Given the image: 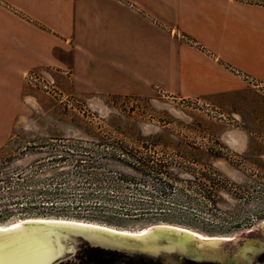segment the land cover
<instances>
[{"label":"rangeland","instance_id":"374dc122","mask_svg":"<svg viewBox=\"0 0 264 264\" xmlns=\"http://www.w3.org/2000/svg\"><path fill=\"white\" fill-rule=\"evenodd\" d=\"M234 72L245 88L192 97L160 86L149 94L92 93L47 65L25 72L20 107L0 111L6 115L0 118V165L8 166L0 175V205L42 200L41 192L11 193L19 184L62 187L59 199L65 203L82 204L94 193L115 205L165 211L147 212L118 229L181 225L209 235L256 234L264 225V83ZM44 140L53 141L56 155L47 154L51 148L20 155L25 145ZM65 149L71 154L61 159ZM115 149L134 150L136 163L150 159V173L112 161L99 167L84 156L88 151L99 158ZM160 164L158 180L152 167ZM22 168L50 171L23 178L17 173ZM80 171L92 176L80 178ZM120 171L133 178L122 180Z\"/></svg>","mask_w":264,"mask_h":264},{"label":"crops","instance_id":"0c3cea01","mask_svg":"<svg viewBox=\"0 0 264 264\" xmlns=\"http://www.w3.org/2000/svg\"><path fill=\"white\" fill-rule=\"evenodd\" d=\"M43 65L99 94L241 90L234 69L264 83V0H0V111Z\"/></svg>","mask_w":264,"mask_h":264},{"label":"water","instance_id":"95a60500","mask_svg":"<svg viewBox=\"0 0 264 264\" xmlns=\"http://www.w3.org/2000/svg\"><path fill=\"white\" fill-rule=\"evenodd\" d=\"M32 219L0 230L8 264H264V225L256 234L217 236L158 225L133 236L108 224Z\"/></svg>","mask_w":264,"mask_h":264},{"label":"trees","instance_id":"16d2710c","mask_svg":"<svg viewBox=\"0 0 264 264\" xmlns=\"http://www.w3.org/2000/svg\"><path fill=\"white\" fill-rule=\"evenodd\" d=\"M57 138H62V137H57ZM71 138L72 136L66 137L64 141L70 140ZM95 141L96 140H94V142ZM33 142L35 143L36 141ZM52 142H53L52 140H44L43 142H40L38 144L25 145L24 147L25 149L21 151L20 155L25 156L31 154L32 152H44V150L47 148H51L47 152L48 155H56V153L53 152L58 151V149H56V146ZM115 150H117V152L112 151L109 153H104L101 154V156H98L99 158H97L94 155H89L90 153L88 151H85L84 156L88 157L89 159L88 161H91V163H95V164L97 163L99 167L108 165L109 162L112 161L122 166L123 165L130 166L131 168L138 170L142 175H146V174L148 175L150 173L148 172V168L150 167L149 162L151 161L150 159L148 160L143 159L141 163H136L135 161L131 160V156L133 157L136 155L133 152L134 150H130V151H124L123 149H115ZM63 151L64 152L60 154L61 159H64L65 157H67L68 154L69 155L71 154L66 149ZM163 166L164 165L160 164V165H156L155 167H152L153 173L158 180H161V177H159V175H162V173L164 172ZM7 167H8L7 165H0V175H3L8 170ZM49 171L50 170L48 169H41L38 172L32 173L30 172V170H28V168L27 169L22 168L20 171H17V173L19 177H23V178L28 176V174L40 178ZM60 173L62 175L64 174L62 172ZM79 174L82 175L80 178H89L92 176L90 175L92 173H89L88 171H80ZM88 174L90 176H88ZM119 176L121 177L122 180H127V181L133 178L131 174L125 171L122 172L120 171ZM25 182L26 183L32 182V178L27 177ZM19 185L15 187L11 191V193H17V196L20 197L32 191L41 192L43 193V195L41 196L42 200H40L38 203L36 201H31L29 203L14 201V203L1 204L0 225L5 224L16 217L23 219L34 216V217L69 218V219H79V220L82 219L88 222L106 223L112 226H124L127 225L130 220H137L140 219L142 216L147 215V212H155L154 214H158L157 216H161V213L165 212L159 209V207H155V209H152V207L140 206L143 204L137 205L139 207H136L135 209L126 205L124 206L115 205L113 203L100 200L98 198V195H95L94 193H90L88 197L91 199L82 204L76 205L73 202L65 203L63 202V200L59 199V194H61L62 193L61 190H63L62 187H56L51 191L50 189H46V186L38 187V188L33 187V189L32 188L30 189V188L21 187ZM18 193L22 195H19ZM179 223H185V222L180 221Z\"/></svg>","mask_w":264,"mask_h":264},{"label":"bare ground","instance_id":"6f19581e","mask_svg":"<svg viewBox=\"0 0 264 264\" xmlns=\"http://www.w3.org/2000/svg\"><path fill=\"white\" fill-rule=\"evenodd\" d=\"M27 219H19V220L14 221V222L1 224L0 225V230H3V229H5V228H7L9 226H12V225H15V224H18V223H24L25 221H27ZM42 219H47V218H44V217H36V218H33L31 221H38V220H42ZM62 221H64V222L68 221V223H80V224L98 225V226L100 225V223H97V222H87V221L78 220V219L62 220ZM103 227H107V228H109V229H111L113 231H117L119 233L137 236V231H133V230L131 231V230H128V229H118V228H115L114 226H111V225H106V226H103ZM176 227H179V226H176ZM179 228H183V227H179ZM184 229H186V228H184ZM140 231L142 233H145L146 234V228L141 229ZM190 231H192V232H198V231H195V230H190ZM202 236H217V235H209V234L202 233Z\"/></svg>","mask_w":264,"mask_h":264},{"label":"snow or ice","instance_id":"6c2138e0","mask_svg":"<svg viewBox=\"0 0 264 264\" xmlns=\"http://www.w3.org/2000/svg\"><path fill=\"white\" fill-rule=\"evenodd\" d=\"M0 264H8V262L4 259V248L2 240H0ZM40 264H47V259L41 261Z\"/></svg>","mask_w":264,"mask_h":264},{"label":"built area","instance_id":"2783aa9c","mask_svg":"<svg viewBox=\"0 0 264 264\" xmlns=\"http://www.w3.org/2000/svg\"><path fill=\"white\" fill-rule=\"evenodd\" d=\"M236 72H237L238 74H240V71L236 70Z\"/></svg>","mask_w":264,"mask_h":264}]
</instances>
